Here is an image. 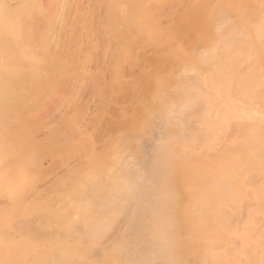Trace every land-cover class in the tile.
Returning a JSON list of instances; mask_svg holds the SVG:
<instances>
[{"label": "rangeland", "instance_id": "374dc122", "mask_svg": "<svg viewBox=\"0 0 264 264\" xmlns=\"http://www.w3.org/2000/svg\"><path fill=\"white\" fill-rule=\"evenodd\" d=\"M130 1L131 3H127V0H29V9L27 10V12L31 14V17L29 18L30 16L29 14V16L27 17V21H24L23 25H26L27 27L28 26L27 24L29 23V26H33L35 22L36 24L39 22L40 24H38L39 25L38 27H40L39 28L40 30L37 27V30L39 31L36 32L37 31L36 30L34 34L41 32L43 33L42 36L45 39L41 37L43 38L42 39L43 41L39 40V42H37V47L35 48L36 52H33L32 54V56L34 54L35 56H33L32 59L30 60L31 61L30 63H32L33 66L37 64L34 67L35 70L39 69L38 72H36L34 71V68H32L36 76L34 75L32 76V78L33 77L34 78L30 81V83L32 81H34V83L32 82L30 84L31 88H33L32 85L36 83L35 85H33L34 89L37 86L38 89L42 88V91L38 90L37 88H36L37 91L34 89H32L33 90L32 91L30 89L29 93L27 95L25 94V96H24V92L27 93L30 88V85H28L27 83L29 82L31 77H25V75H23L24 76L23 77L22 74L23 73L25 74V72L21 71L23 73H20V74L19 72H20V69L21 70L24 69L26 72L28 69L31 70L30 66L32 65L31 64L27 65L28 67H30L27 69L26 64L28 63H25V65H23L24 62H22V61H26L24 57L25 55H27V53L25 54L23 51L24 53L23 57L20 55V53H17L16 55L14 52L15 50L12 49V39L7 36L1 37L2 35L0 34V82H1L0 92L6 93V97L4 99L2 98L0 99V264H8V262L9 264H13L14 261H21L24 259L28 261V264H42L46 256L47 257L49 256V258L52 259V255L58 254V252L57 253L55 252H56V248L58 250L59 248L58 245L60 243H65L68 245L73 244L72 240H71V243L69 240L72 238H74L75 240V237L70 236L72 233H76L77 235H79V237H77L78 240L79 238L80 239L85 238V236L90 237L92 232L94 234V231L95 230L97 231V229H95L88 235V233L86 232L88 230H85L86 223L84 227L83 223L81 222H84L85 220H88V221L94 220L92 217L93 214L96 215L99 213L100 214L105 213L104 214L105 216H103L102 214H101L102 216L97 215L99 218H102V221L104 222H101L99 224L98 223L99 218H97L96 220L98 221L97 222L98 224L96 223V225L103 224V228L105 226L103 230L104 231L103 234L101 231H99L100 236L98 234L99 239H101L104 242L103 243H101L102 241L95 242L96 240L95 241L92 240L94 239L92 236L91 237L92 239L89 238V240L86 237V239L88 240V242L86 241L87 243L86 245L82 244L81 240L79 244H82V246H80L79 244H75L76 246L78 245V247L79 246L82 247V251L85 248L84 251H86V254L90 252L88 256L93 255L92 253L95 251L94 258L92 256H90V258L88 257L86 258L85 256L87 255L81 254L84 251L80 252L81 248L77 247V252H78L77 255H80V258L83 259V262L88 261L89 264H94V263L96 264L97 257L95 256L99 255L101 259H103L102 257L104 256V254H105L104 258L106 260H104V262L103 260H101L103 263H100L101 261L100 259H98L99 263L97 264H115L116 260H117L116 264H224L225 260H222V259H225V258H222V257L217 258L218 262H216L217 260L211 259L212 255L210 253H213V252L220 253L223 249L229 252V249L232 246L233 247L235 246L239 249L241 247V243L240 241L238 243V240H237L238 236H236V234L234 233L235 231H238L240 235L242 232V234H244L246 238L249 237L251 241L250 243H252V245L250 243H249L250 245L248 244L249 247L247 246L245 248L242 247L244 250V253L242 252L243 256L241 254L242 257H240L241 260L243 261L241 263L245 264L247 262L246 264H264V256H262V254L264 253L263 252L264 251L263 217L261 218L260 215L256 216L255 218L256 222H254L255 229L253 228L254 230L252 229L247 230L248 228L246 229L241 228V224L244 225L248 221V216H249L250 211H253L256 208H258L262 204V201L257 204L252 198H249V200L245 198L237 200L235 197H233L231 199L233 200L234 203L229 202L228 206L225 204L219 205L217 203V206L213 205L211 207L208 204L209 206L206 207L207 204L204 203L206 200L218 202L219 198L218 196H216V194H205L204 193L202 195V193L197 190V186L199 185L198 182L186 181L187 182L186 183L185 181H180V183H176V184L182 185L184 187L186 186L188 187L190 185L191 191L187 192V190L185 191L183 189L181 190L179 189L177 190V192L175 191L176 193H178L179 191L177 195H174L176 194L175 192L174 193L171 192L172 194L171 193L169 194L170 192L169 191L167 193L163 192L164 195L159 196V194L156 195L153 192H149V191L143 192L142 190H139V188L138 189L134 187L132 188L133 185L135 186L138 184L140 186V181L139 180H138L139 182L136 181L138 177H136L135 174H133L134 171L132 172V174L136 177V180L133 178L134 176L132 174H131L132 180H130V178L127 177L129 179L128 181L129 185L127 184L129 186L127 187L129 188V190L125 187H124L125 188L124 190L123 186H126L125 182L124 180L123 182L122 180H120V179H125V176L124 177L122 176L124 174L119 175L120 181L118 180L115 186L114 184L115 181H113L111 185L110 181L112 180L110 179L112 178L116 179V177H118L117 173L119 172V170H117L118 172H116L115 176H112L113 174H109L108 171H113V169L115 170V168H111L112 170H109L108 168V171H105V169L107 168L102 169L106 167L107 162H108L107 167H109L110 164H111L110 167H112V162H113V167H114V164L116 163L115 165L125 168L124 166L127 165V163L129 162L124 161L126 162V164H123V160H131L133 161L134 165H132V167L130 168L134 169L133 168L134 166L135 167L134 170H136L137 166H140L138 165V163L140 164L142 162V159L140 162L139 160H136V158H141L143 156L146 157V155L152 154L151 150H148L150 148L152 149V147L149 148L148 142H147V145L145 143L147 139L148 141L150 139L148 138L149 133H150L147 130L148 128L145 129V131L149 132L147 138H144L147 135V133L146 132L143 133V129L145 128V126L148 127V124H147L148 121L146 122V125L144 124L145 121H143V119L145 120L147 119V117H145L146 115L144 116L143 113L139 115V112L141 113V109H140L141 106L144 104L145 105L144 107L148 108L149 104L146 102L145 94L138 95L137 90H139V93H140V90H141V93H144L140 86L142 84L144 85L148 84L150 74L152 76H156V75L162 76V73H163V76H164L163 70L164 71L167 70V67L165 69V66H167L166 64L167 62H170L168 63L170 67L175 66V68H177L178 65L180 64V63L179 64L177 63L175 65L174 63L173 65V63H171L172 62L171 57L169 56L170 54H167L168 56L167 55L165 56V58L166 57H168V59L170 58L166 63H163L161 60H156V59L155 61L151 62L152 57L149 58L150 52H152L153 48L155 49V46L162 45L163 47L167 45L166 39L165 40L163 39L165 36L169 35L167 38L168 39L172 38L170 37L171 33L169 32V26L171 25L169 24L170 16H168L169 14H167V11L168 12L170 11V7L171 9L173 8L172 7L173 5H170L172 0H170V4H168L169 3L168 1H167L168 2L167 4L164 3L163 5L165 6H163L160 10L162 12L165 9L166 13L162 12L164 13L162 14L160 12L161 15L157 13L156 17H158V19L155 17L156 20H161L164 18L166 22H164V20L163 21L161 20V22L162 23L164 22L167 26L169 25L168 28L166 25L164 26L166 27V29L163 32L164 33L167 32L166 33L167 35H164L162 31L160 32L159 29H157V25L159 26L160 24V26L162 27L164 23L157 24L156 20L153 18L152 20H155L156 23L152 21V23L155 24V25L153 24L152 25L153 27L155 26L156 28L154 27L151 30V32L152 31L154 32L150 35L153 36V42L157 41L156 38L159 35L158 34V31H159L160 38L158 37L157 42L151 43L152 36L149 37V39L144 42L146 44L145 45L146 47L143 45L144 43L142 44L140 41H137L136 39L135 41H137V43L129 41L132 38L134 39V37L137 38L136 32H138L139 27L141 28V23L135 24L137 22L136 21L137 12H135L136 10H134L136 8L135 7L136 1L135 0H130ZM166 5H168L169 8H166L167 7ZM128 14H130L129 17L131 16L133 17L131 18V21H130L132 25L129 22L130 19L129 20L127 19L129 17L126 18ZM158 14L162 18L159 17ZM163 15H166V16L163 17ZM4 18H6V16L4 17L0 16V28H3L4 26L7 25L6 21L1 20ZM28 18L31 20H28ZM39 19H42V21L41 20L39 21ZM126 19L128 22L126 21ZM43 24H44V27L42 26L41 28L40 25H43ZM26 27L24 26L23 28L27 30ZM33 30L31 28L27 31L30 34L31 31L32 33L34 32ZM23 32H24V29H21L19 35L21 34L22 36H24L25 33L23 34ZM41 33L39 34L41 35ZM176 33L178 34V31H176ZM29 34L27 33V35ZM153 34H155V36ZM161 34H163V37L161 36ZM22 36H20L19 39H21ZM35 38L36 37H34V39ZM128 38L130 39L128 40ZM185 38L188 41H190V38L188 39V37L182 36V40L184 39L183 43L184 42L186 43V44L184 43V45H188L189 42H186ZM137 39L139 40V38ZM168 39H167V42H170L168 44L169 45L171 43L173 44L170 46V49L167 47L166 48L167 50L168 49L171 50L174 47L175 43L173 42L174 41L173 39H172V42L169 41ZM21 40H23V38ZM127 40L131 42V44L133 43L134 45L136 44L138 45H136V48L134 45L127 46L129 42L126 45L124 44L125 42H127ZM198 40L200 42H198ZM198 40L197 42L199 44L198 43L196 44L195 49L203 46V43L201 42L202 40L200 38ZM141 41H144V40H141ZM162 41H165V42H162ZM32 42L30 44H32V46L34 45L35 47L36 40L35 42L34 40ZM121 42L125 45L124 47V45L122 44L123 48L126 49V47L129 48L130 46L131 48V49L129 48L130 51L133 50L134 52L136 51L135 49H137V51H140V52L137 53L136 51L134 53L133 52L130 53L129 50L126 51L124 49L123 54H122L121 53L122 46H120ZM165 43L166 45H164ZM28 47H31V45H29ZM143 47L145 49L147 48V50L143 51L142 53V49L144 50ZM31 50L34 51V48ZM199 50L201 51V49ZM199 50H197V52ZM147 51L149 53H147ZM127 52L129 53V55H127V57L125 58L124 56H125V53ZM135 53L136 54L140 53L139 57ZM131 54L132 55L134 54V55L132 56ZM136 57L140 58L141 60L143 59V60L139 62L140 59H137ZM133 59L134 60L136 59L135 61L137 62L134 63L135 61ZM147 59L148 60L150 59V61H148V64L146 63ZM143 61L145 62L144 64H143ZM156 61H158L159 63ZM153 63L155 64L153 65V67L154 68L156 67L157 71L154 68H151ZM146 64L147 66L145 67ZM159 64L161 66L165 64V66L162 68V67H159L160 66ZM40 66L42 67L40 68ZM179 66H182V65H179ZM140 68L145 69V70H141ZM175 68L174 67L172 68L171 73H173L172 71L174 70L178 71L179 73V70L181 69V67L178 68L179 70H176ZM147 69L148 70L151 69L150 70L151 72L155 70L154 73L156 74L151 73ZM161 69H162L161 71L162 73L159 74L158 72H160ZM140 70L144 71L143 73L145 74L148 72V77H145L144 79L143 77L144 74L138 75ZM175 71H174V74H177V72ZM182 71L183 70H181L180 73ZM28 72H31V74H33L32 70L31 71L28 70ZM180 73L177 74L176 76L180 77ZM37 75H38V79H39V76L42 79L48 76L46 77V79H43V81L44 82L46 80L50 81L49 86H47L48 82L47 83L45 82L46 88H44L45 86H44V82H42V79H39V80L41 81V84L43 83L42 84L43 87H41L42 86L41 84L39 86L37 83H39L40 81L38 79L37 80L39 82L35 80V77L37 78ZM135 75H138V76L135 77ZM182 75L183 74H181V76ZM21 76L23 78V81L28 80V82H26V85L24 83L25 87L20 86L22 89H24V91H21L22 89L18 87L17 90L19 89V91L17 92L15 88L16 86H19L21 83H18L16 81L22 82L21 85H23V81L20 80ZM15 77L18 80H16ZM18 77H20V79ZM25 78L27 79L25 80ZM146 78H148V80ZM134 79L136 82L134 81ZM111 81H113L114 84ZM141 81L143 83L139 85ZM146 81L147 83L145 84ZM12 83L13 84L15 83V84L12 85ZM135 84L137 85L136 89H134L136 86ZM167 84L169 87H172V82L170 83L169 81ZM26 86H29L27 87L28 89H25ZM168 86H167L168 89L166 91L167 95L169 93ZM150 88H153L155 90L154 87H150ZM153 89L151 92L149 89V92L153 93L154 92ZM171 90H173V88ZM171 90H169L170 95L173 92ZM31 91L33 92V94L35 93L34 95L36 96L35 99L33 100L30 99L31 96L29 95ZM14 92H17V94L20 95V97L18 95L16 96L15 95L16 93ZM19 92L20 93L23 92V94L22 93L19 94ZM7 94L10 97H7L8 96ZM13 95L16 97L15 99ZM111 95L115 97L112 98ZM140 95L141 96L144 95V96L141 97ZM21 96H23L24 98ZM26 96H29V97L27 98ZM140 100H145L144 101L145 103L140 102ZM137 103L138 104L141 103V104L138 105ZM133 104L138 107L135 108ZM129 106H130V109L128 108ZM136 109L138 110V113ZM146 112H150V110H147ZM125 113H127L130 117L127 114L125 117ZM131 113H133L134 117H132L133 115ZM122 114L125 119L123 118V116H120ZM150 117L152 121L153 119H155L158 122L157 118L153 117L152 114L150 115ZM135 118L138 119L139 121L142 120V122H144L142 123L144 124L143 128H141L142 125L139 126V124H137L139 122H136L138 120L135 121ZM155 120L153 122L155 123L156 127L158 125V128H159L160 127L159 125L161 124H159L160 122L159 123L155 122ZM123 121L125 123H123ZM132 122L134 124H132ZM128 124H130L131 126L130 125L128 126ZM151 127L153 128V130L158 129V128L154 129L153 124L151 125ZM124 130H126L127 132L126 134H124L125 133ZM136 130L138 132L140 131L142 132L138 133ZM157 131L155 130L154 133L152 131L150 136H153V134L154 136L156 135L157 137L158 135L162 136V134L158 133L160 131L158 132ZM134 132L135 133L137 132L138 134L142 133L141 135H144V136H140V137H142L143 140L146 139V141L145 140L141 141V138L139 139L140 140L139 141L138 140L139 136L134 134ZM154 136L153 138H156V136L155 137ZM108 137L111 139H109ZM153 138L151 139L156 140ZM108 141H111L110 145L108 144ZM139 142H141V147L145 148L144 149L145 151L143 153H146L147 151H149L150 153L148 154L146 153L145 155L141 153L143 155L141 157H140L141 154L138 156L137 154L140 153L139 152L140 149H137L138 147L137 144ZM105 143L108 145H105ZM113 143L116 144L117 147L116 145L113 146L114 145ZM103 145L104 147H106L105 150H104V147H102ZM111 145L115 148H112ZM144 145H146L147 148L146 146L144 147ZM139 146H140V143H139ZM107 148L110 151V153L107 150ZM110 148H112L113 150H119L118 152L115 153V155H117L119 159L121 158L120 160L116 156H115L116 158L113 161L105 157V156L110 157L112 156V154H114V153H111ZM113 150L112 152H115ZM90 153L92 155H90ZM145 157H143L144 160L141 163V166H140L141 169H144V166L142 164L146 165V163H148V162H145ZM149 157L151 158V155ZM149 157H147V160H149L148 159ZM113 158H114V155H113ZM81 162H84V163H81ZM131 163L132 162H130L129 165ZM86 165L90 167L92 171H89L90 168L86 167ZM84 166H85V169H84ZM78 167L84 171L89 169L88 171L90 173L95 172L96 175H94V173H91L93 174L92 179L94 177L101 176L102 177V178L100 177L101 182L105 180V183H106V181H108V179L106 178L108 177L109 178L108 183L111 186H113L112 189L110 188L111 186L109 187L110 189L108 193L106 191V196L108 195L107 197L102 196L100 200L98 196H101V195L97 196V199L101 201L99 202V204L100 203L103 204L102 199L104 198L105 208L103 207V205L100 204L102 206V210H103L102 212L100 211L101 209H99L101 208V206H99L98 208L99 211L96 210V207H98L94 203L96 200V197L94 198L92 197V199H95L94 202H92L93 200L92 201L90 200L93 194L88 193L90 195L89 196L90 199L88 200L87 198L88 195L86 196V193L89 192L90 190H87L85 187L82 188V190L84 191L87 190L84 194L86 197L83 196V194H81L83 197L82 196H78V197H80V199L82 198L83 201L85 197L87 202L82 201L85 204L88 203V201H90L89 202L90 208H87V206H89L88 204L87 206L83 205L82 207L80 205H77V206L78 207L80 206L81 209L83 208L84 209L83 211L85 210L91 211V209H93L94 212L91 211L93 214L87 211L88 214L90 213V218L88 217L89 219L86 217L88 215L87 212H85L87 215L83 219L85 214L82 215L83 214L82 212L77 211V212H80L79 214L81 215V217L83 216L82 218H80V215L77 212L73 213L70 208V206L74 208L76 206L75 203H74L75 206L69 203L72 200L71 199L72 196L69 195V192H72L70 188L72 189V185L74 187L75 185H78L81 182V179H82V184H83V180H84L83 178L84 176L83 177L80 176L84 174L83 173L84 171L80 173V169H78ZM76 170L79 172V174L77 173L75 174H77L80 177L74 174ZM99 170L100 171L102 170V172L99 173L100 172ZM72 171L74 172L71 173ZM88 171H85V173ZM124 171L126 172V170ZM67 172H68V175L69 174L71 175L70 177L67 175ZM87 174H84V175L87 176ZM68 177L72 178V181L68 180L67 179ZM74 177L78 178L77 181H76V178L74 180ZM63 178H65L66 181L68 180L67 182L69 183L68 184L69 186L67 185L66 182L64 183L65 180ZM88 178L90 177H87V180H86L87 183L90 182L88 181ZM94 179L96 180V178ZM140 179L142 180V178ZM86 181H84V184ZM97 181H95V185L97 184L98 187L101 189L107 187L108 185L107 184L106 186H104L105 185L104 183H103L104 185H102L101 182L99 183V181L98 182ZM59 182L60 184H58ZM145 182L146 181H144V183ZM170 182L169 180L168 182H165V180H163V183L165 184V186L173 185L174 181L170 180ZM90 183H92V181ZM142 183L143 182H141V184ZM157 183L153 185H158ZM62 184H65L63 186H67V190L65 187H63L65 188V190H63V188L61 189ZM82 184L80 183V187ZM161 184H162V181H161ZM204 184L208 185V183H204ZM130 185H132L131 186L132 189L130 188ZM88 186L90 188L91 185H88ZM77 187L78 186H76V188ZM93 187L95 186H91V188ZM163 189H165V191L171 190V188L170 189L163 188ZM192 189H195V190L193 191ZM79 190H77V192ZM102 191L103 190H101L100 192L101 194L103 193ZM77 192L75 190L74 193L77 194ZM90 192H92V190ZM74 193H72V195ZM63 194L66 196V199H64L65 197H62L64 196ZM78 194L80 195L79 192ZM102 195H105V193ZM203 198H204V202H203L204 204L202 206L201 200L203 201ZM62 200L63 202L65 200V204H63ZM77 200L79 201L78 198ZM74 201L77 203L76 199L73 200L72 202ZM82 202L81 203L79 202V203L82 205L83 204ZM176 202L180 204L179 207ZM68 203L70 206H68ZM153 203H156L158 205L166 204V207L168 203H170L171 206H173L172 203L173 204L175 203L177 208L174 205L175 208L172 207L170 208V210H167V208L164 209L165 206H163L162 210L160 209V211H157L153 214H152V211L149 214L148 213L146 214V212L144 213L142 209L144 207L143 205H147V204L152 205ZM185 203H187L189 206L194 204L193 206H195V209H196L195 212L193 213L189 212L190 214L188 215L185 214L186 216H184L183 212L186 211L188 208L193 207V206L188 207L187 205V207L184 208L183 204L185 205ZM66 204L68 206L67 208H70V209L64 210V208H66L65 207ZM78 207H76V210H79ZM169 207L170 206H168V209ZM199 207H201L202 210H199ZM202 207L203 208L205 207L204 210ZM74 208L72 209L74 210ZM209 208H211V210H209ZM196 211L198 213H196ZM73 214L75 215L76 219L74 218L75 220H73V222L70 221V223L75 224V222L78 221L80 222L79 224H82V226L81 225H80L81 227L78 226L79 227L78 230L77 228L71 229V227L73 226L71 224L69 226L70 228H67L68 229L67 230L64 227L65 225L66 227H68L67 225L69 223L66 224L65 222L69 221L70 218H73L74 217ZM158 214H160V216L165 217V220L162 219L163 217L161 218V221H165V223L163 222L164 225L163 223L161 224L163 226L161 228L162 233H160L159 231V233L161 234L160 236L157 233H156L157 235H155L152 229L153 226L152 227L150 226L154 222L155 224H157L156 218L157 217L158 219L160 218ZM201 215L205 218H211V221L217 220L219 223H222V229H218V227H216L215 225H212L211 223L207 224L206 228L208 231H212L214 235L219 234L221 236V233L224 234V236H221L223 242H219L217 239L214 240L213 238L211 240L202 239L198 235L199 234L198 229L196 230L198 232H195L194 230L193 232L191 230L190 226L192 223L194 224V226L192 225V227L195 228L196 225H198V222L202 220ZM76 216L78 217V219ZM196 216H200L199 218L200 220H198ZM166 218L167 219L171 218L170 222L171 220L173 221L175 220L176 224L177 223L179 224V220H180L183 225H181L180 223L179 224L180 226H178V224L175 225L174 224L175 222H174L173 223V225L175 226L174 228H172L173 225L168 227L169 219L167 220ZM182 218L183 220L185 219L184 221L186 222L182 221ZM62 219L64 220V223H62ZM95 219H96V216H95ZM78 222L76 223V226L79 225ZM91 223L92 221L90 223L88 222L87 226L88 224L91 225ZM93 224L95 225V222ZM165 224L167 225L166 228H164ZM143 225H146L147 228L146 226H145V229L141 228L143 227ZM73 227L75 228V225ZM82 227H84V229H82ZM88 227L87 229L90 228ZM59 228L61 230L66 229L64 233L69 232L70 234L69 239L67 237L68 235H66V238H65V236L62 235L63 232L61 231H60L61 235L57 234L59 232L58 230ZM99 228L101 230L102 225L101 227L99 226ZM187 228L189 229V231L191 230V233L187 231ZM80 229H82V231L85 230L86 233L81 232ZM90 230H92V228ZM96 233L97 232H95V234ZM187 233H189V235ZM57 235L58 237H60L58 238V240H57ZM61 236L64 238H62ZM187 236L188 238H186ZM96 237H97V234H96ZM100 237H104V238H100ZM254 237L256 240H253ZM176 238H178L179 240ZM191 238H193L194 240ZM62 239L64 242L62 241ZM169 239L175 242V245L177 243L178 244L175 246L174 243L172 244V241H170ZM107 240L110 242L111 245L113 243V245L110 248H109L110 244L108 243ZM163 240H166V242H163ZM204 240H206L208 243H206V241ZM170 242H171V245H170ZM107 243L109 246L106 245ZM89 244H91L92 248H89L88 249L89 252H87L86 247L87 248L90 247L88 246ZM257 244H258V247H257ZM113 246H115L117 251L115 250V248H113V250L119 253H116L114 255L115 252H113L112 250ZM102 247H104V249L109 248L107 252L108 251L110 252V253L108 252L110 256L108 255L106 251L102 250L103 249ZM210 247L212 249L211 252H209ZM93 248L95 249L98 248L99 250L98 249L93 250ZM205 248L207 249V252L203 253L202 251L203 249L205 250ZM246 248L248 249V251L245 252ZM100 249L104 251L105 253L100 251ZM96 251L97 252L99 251L97 255H96ZM250 251L251 252L255 251V252L254 253L252 252L253 254H251ZM101 252L103 253L102 256H101ZM112 252H113L114 258L111 259ZM255 254H257V256H255ZM71 257H74V256H71ZM230 257L231 258L229 259L226 258L228 262L233 261V260H230L232 259V256ZM53 259L55 261V259L57 260L58 257L54 256ZM93 259L94 260L96 259L95 260L96 262ZM72 260H76V259L72 258ZM44 261L46 262L47 260H44ZM48 261L51 264V260L49 259ZM83 262L82 264H85V262L84 263ZM49 263L47 262L46 264H49ZM80 263L76 262V264H80ZM88 263L86 262V264Z\"/></svg>", "mask_w": 264, "mask_h": 264}, {"label": "bare ground", "instance_id": "6f19581e", "mask_svg": "<svg viewBox=\"0 0 264 264\" xmlns=\"http://www.w3.org/2000/svg\"><path fill=\"white\" fill-rule=\"evenodd\" d=\"M135 1H136V6H135L136 8L134 10H136L135 12H137L136 13L137 14V17H136L137 22L135 24L141 23V28L139 27L138 32H136L135 30L134 31L137 33L136 36H137V38H139V40L135 37H134V39L132 38L131 40H129L131 38L130 37V38H128V40L131 42H136V43H137V41H140L143 44L146 40L149 39V37L152 36L150 34H152L154 32V31L151 32V30L155 27V26L153 27V25H155V24L152 23V21L155 22L156 18L158 19V17H156L157 13H159L160 15L162 12L166 13L165 9L162 12L160 10L163 6H165V5H163L164 3L167 4L169 2L168 4H170V0H135ZM172 2H173V4H172ZM127 3H131V1L127 0ZM126 5H128V4H126ZM170 5H173L172 6L173 8L171 9V7H170V11L169 12L167 11V14H169L168 16H170V22L169 21L168 22L171 25L170 26L168 25V26H169V32L171 33L170 37H172V38L168 39L167 37L169 35L165 36L166 38L165 37L163 38L164 40L166 39V43L169 47L166 45V43L164 44L166 46H163V47H162V45L155 46V49L153 48L152 52H150L149 58L152 57L151 62L155 61V59H156V60H161L163 63H166L170 58L169 59H168V57L165 58V56L167 54H170L169 56L171 57V61H172L171 63H173V65H174V63H175V65L177 63L178 64L180 63L179 65H182V66L178 65V67L176 66L177 68H175V66H173V67L176 70H179L178 68L181 67V69L179 70V73L181 70H183V71L180 73V77L176 76L177 74H179L178 71H175L173 69L175 72H177V74H174V71H172L173 73H171V70L173 67H170L168 65V63H170V62H167L166 63L167 66H165V64L163 66H161L160 64H159L160 66L158 65L159 67H162V68L165 66V69L167 67L166 71L163 70L164 76H163V73L161 72L162 71V69H161L160 72H158V73L159 74L162 73V76L161 75L152 76L150 74L149 81H148L149 85L146 84L147 81L145 82L146 85H144V84L141 85V83H143L141 81L139 83V85H141L140 87L144 93H141V90H140V93H139V90H137V92H138V95L139 94H141V95L145 94L146 102L149 104V107L146 108V107H144L145 105L143 104L140 108L141 113L139 112V115L143 113L144 116L146 115L145 117H147V119H145V120L143 119V121H145V123L142 122V120L139 121L138 119L135 118V121L138 120L136 122H139L137 124H139V126L142 125L141 128H143L144 124L146 125V122L148 121V123H147L148 127L145 126V128L143 129V133L144 132L147 133V135L144 138H147L149 132H150L149 133V136H150L152 131L154 133L155 130L160 131V132H158V131L157 132L159 134H162V136L158 135V137H157L155 135L156 138H153V136H154V134H153V136H150V137L148 136V138H150V139L153 138L156 140H152V139L150 140L149 139V141H148V139H147V141H146V139H144L146 141L145 142L146 145L148 142L149 148L152 147V149L151 148L148 149V150H151V153H152V154H150L151 158L149 157L150 155L148 154V153H150L149 151L146 152L149 156L148 155H146V157L143 156V157H145V162H148V163H146V165L142 164L144 166V169L140 168L141 163L144 160V158L141 156L143 154L144 155L146 154V153H143L145 151L144 150L145 148L141 147V142H139L140 146H139V143L137 144V146H138L137 149H140V151H139L140 153H138L137 155L139 156L141 153H143V154L140 155L141 158H136V160H139L141 162V159H142V162L140 164L138 163V165H140V166L135 165V166H137V169L139 167L140 170L139 169L138 170L136 169L137 171L134 170L135 169L134 166H133L134 169L130 168V167H132V165H134L133 161H131V160H123V164H126L127 161L129 163L130 162L133 163V164L131 163L130 165H129V163H127V165H125V166L123 165L126 169L115 165L116 163L114 164V167H113L112 161L116 157H118L117 155H115V153L119 151V150H113L112 149V148H115V147H113L116 145L114 143H113L114 144L113 146L111 145L112 148H110L111 153H114V154H112V156H110V157L105 156L106 158L112 160V161L110 160L112 162V167H110L111 164L109 167H107V165H108V162H107L106 167H104L102 169L107 168V169H105V171H108V168H109V170H112L111 168H115V170L113 169V171H108L109 174H113L112 176H115L116 172H118L117 170H119V172L117 173L118 177H116V179H113L111 176L112 179H110V180H112V181H110L111 185H112L113 181H115L114 182L115 186H116L118 180L120 179L119 175L124 174L122 176L123 177L125 176L126 180L120 179V180H122V182H123V180L125 182L126 186H123L124 190H125V188L129 187L128 186L129 185L128 184L129 183L128 178H130V180H132L131 174L134 171L133 174H135V176L138 177V179L136 180V177L132 174L134 176L133 178L136 181H138V180L140 181V186L138 184L135 186L130 185V188L132 186V188L133 187L137 188V189L139 188V190H142L143 192H148V191L153 192L156 195L159 194V196H163L164 195L163 192L167 193L170 191L169 192V194H170L171 192H173V193L175 191L177 192V190H179V189L180 190L183 189L185 191L187 190V192H190L191 191L190 185L188 187L186 186L187 187L186 188L182 185L176 184V183H180V181L198 182L199 185L197 186V190L200 191L202 193V195L204 193L205 194H216V196H218V198H219L218 202L208 201V200H206L204 202V198H203V201L201 200V202H202L201 205L203 206V204L206 203L207 204V205L205 204L206 207H208L209 205L211 207L213 205L217 206V203L219 205L225 204L228 206L229 202L234 203L233 200L231 199L233 197H235L237 200H240L243 198L249 200V198H252L257 204L262 201V204L258 208H256L253 211H250L249 216H248V221L244 225L241 224V228H243V229L248 228L247 230H251V229L254 230L255 229V227H254L255 223L254 222H256L255 218L257 215H260L261 218L263 217V221H264V0H172ZM166 6H167L166 8H169L168 5H166ZM28 9H29V0H0V16H2V17L6 16V18L1 19V20L6 21V24H7L3 28H0V34L2 35L1 37L7 36V37L12 39V49L15 50V51L14 50L13 51L15 52L16 55H17V53H20V55L23 57L24 53L25 54L27 53V55H25V57H24L27 62L22 61V62H24L23 65H25V63H28V64H26V66L30 65V64L33 66V64L30 63L31 62L30 60L32 59L33 56H35V54L33 56H32V54H33V52H36L35 48L37 47V42H39V40L43 41L42 39L44 37L42 36L43 33H41V32H39V33H41V35L39 33L34 34L35 31L37 30V27L39 26L38 24H40L39 22L37 24L35 22V24L33 25V26L36 25L35 27L29 26V23L27 24L28 25L27 27H26V25H23L24 21H27V17L30 14L27 12ZM128 13H129V11H128ZM159 14H158V16L161 17ZM162 14H164V13H162ZM129 16H130V14H128V16H126V18ZM165 16L166 15H163V17H165ZM30 17H31V14H30L29 18ZM29 18H28V20H31ZM131 18H133V17L131 16V17L127 18L128 20L130 19L129 22L131 21ZM153 18L155 20H152ZM127 19H126V21H127ZM40 20L42 21V19H39V21ZM161 20L163 21L164 18ZM161 20H156L157 24L162 23ZM164 22H166V21L164 20ZM30 24H31V22H30ZM131 25H132V23H131ZM165 25L166 24L164 23V25L162 26L163 28H162L159 24V26L157 25V29H159L160 32L161 31L163 32L166 29V27H164ZM24 26L26 27L27 30H29L31 28L33 30V28H34V30H33L34 32L32 33V31H31V33H30L32 35H30L29 32L27 30H25V28H23ZM40 26L42 28V26L44 27V24L40 25ZM129 26H130V24H129ZM168 26H167V28H168ZM39 28L40 27H38V29ZM136 28H138V27H136ZM177 28H178V30H177ZM21 29H24L23 34L25 33V35H24L25 38L21 34L19 35ZM39 30H37L36 32H38ZM25 31L29 35H27V33ZM159 31H158V34L160 35ZM176 31H178V34L176 33ZM166 33H164V35H167ZM158 34H156V35H158ZM35 35H37V36H35ZM153 35L155 36V34H153ZM159 35H158V37H159ZM20 36H22L23 40H21L22 38L19 39ZM161 36L163 37V34H161ZM182 36L188 37V39L190 38V41H188L185 38L186 42H189L188 45H184L185 42L183 43L184 39L182 40ZM34 37H36V38L34 39ZM41 37H43V38H41ZM158 37L157 38L155 37L157 41H158ZM162 37H161V39H162ZM199 38L202 40L201 42L203 43V46H201L199 48L196 47L197 49H195L196 44L198 42H200L198 40ZM37 39H38V41H37ZM135 39L137 41H135ZM151 39H152L151 43L157 42V41L153 42V36ZM167 39L171 42H172V39L174 40L173 42L175 43V45L171 50H169V49L173 43H171L169 45L168 43H170V42H167ZM33 40H34V42L36 40V46L35 47H34V45L32 46V44H30ZM128 40L125 43L123 41L122 42L126 45L129 42ZM141 40H144V41H141ZM197 40H198V42H197ZM122 42H121L120 46H122L121 53L123 54V51L125 48H123L124 44ZM131 42H129V44H127V46L128 45H130V46L134 45L133 43L131 44ZM162 42H165V41H162ZM27 45L28 46L31 45L32 48L28 47ZM125 45H124V47H125ZM136 45H138V44H136ZM136 45H134L135 48H136ZM143 45L145 46L146 44L144 43ZM200 45H201V43H200ZM130 46H129V48H130ZM166 47L169 49L167 50ZM30 48L31 49L34 48V51H32ZM129 48L126 47L125 50L130 51L131 48L130 49ZM148 48H149V46H148ZM29 49H30V51H29ZM140 49H138V50H140ZM150 49H151V47H150ZM199 49H201V51ZM135 50L137 51V49H135ZM146 50H147V48L146 49L144 48V50L142 49V53H143V51H146ZM197 50H199V51L197 52ZM23 51H24V53H23ZM31 51H32V53H31ZM136 51H134V52H136ZM131 52H133V50L130 51V53ZM138 52H140V51H137V53ZM127 53H125V56L124 55H122V56H124L126 58L127 55H129V53L128 54ZM142 53H141V55H142ZM147 53H149V52L147 51ZM147 53H145V54H147ZM136 55H138V57H139L140 53L136 54ZM142 57H143V55H142ZM144 57H146V56H144ZM137 59H140V58H137ZM164 59H166V60H164ZM142 60L140 59L139 62H141ZM148 61H150V59L149 60L147 59V62H146L147 64H148ZM136 62L137 61H135L134 63H136ZM156 62H158V61H156ZM144 63L145 62L143 61V64ZM158 63H156V64H158ZM147 64L145 65V67L147 66ZM35 65H37V64H35ZM35 65L33 67L30 66L33 74H31V72H28V70L31 71L30 69H28V68H30L28 66H27V69H28L27 72L24 69L21 70L20 69L21 67L19 68L20 69L19 74L23 73L21 71H24L25 74L23 73L22 76L25 75V77H31V79L28 82V80L23 81L22 76H21V79H20V77H18L21 81H23V85H21L22 82L16 81L18 83H21L19 86H16V88H15L16 90L18 87L21 88L20 86L25 87L26 82H28L27 83L28 85H30L32 82L34 83V81H32L30 83V81L34 78V77L32 78L33 75L36 76L34 74L35 72H33V69H32L35 67ZM153 65H155V64L153 63L151 68H154ZM170 65H172V64H170ZM134 66H136V65H134ZM140 66H141V64H140ZM41 67L42 66H40V68ZM154 69L156 70L157 68L155 67ZM38 70H35V68H34V71L38 72ZM141 70H145V69H141ZM141 70L138 73V75L144 74V76H143L144 79H145V77H148V72L146 71L147 73L145 74V73H143L144 71H141ZM150 70L151 69H149L148 71H150ZM155 70L154 71L152 70L153 72H151V71L150 72L154 73ZM17 71H19V70H17ZM17 73H16V75H17ZM154 74H156V73H154ZM181 74H183V75L181 76ZM138 75H135V77ZM46 77H48V76H46ZM46 77L43 79H46ZM26 79L27 78H25V80ZM37 79H38V75H37V78L35 77V80H37ZM39 79H42V78H40V76H39ZM43 79H42V82H44ZM146 79L148 80V78H146ZM16 80H18V79L16 78ZM134 81H135V79H134ZM169 81H170V83L172 82V87L168 86L167 83ZM45 82L46 83L48 82L47 86H49L50 81L46 80ZM45 82H44V86H45ZM111 82L114 84L113 81H111ZM24 83H25V85H24ZM14 84L12 83V85H14ZM35 84H33V85H35ZM37 84L40 86L41 81ZM33 85H32L33 88H31V85H30V88H29L27 93L24 92V96H25V94L27 95L29 93L30 89L31 90L34 89ZM167 86L169 87V90H171L173 88V90H171V91H173L171 93V95H170L169 90H168L169 93L167 95V92H166L168 89ZM27 87H29V86H26L25 89H28ZM41 87H43V85ZM41 87H39V88H41ZM136 87H137V85L135 86L134 89H136ZM150 87H154L155 90L153 88H150ZM36 88H37V86H36ZM36 88L34 90H36ZM44 88H46V86ZM149 89H150V92L152 91V89L154 92L150 93ZM38 90L42 91V88L38 89ZM18 91H19V89L17 90V92ZM21 91H24V89H22ZM32 91L29 94L31 96L30 97L31 100L35 99V97H36L34 95L35 93L33 94ZM17 92H14V93H16L15 94L16 96L18 95ZM21 93L23 94V92H21ZM21 93L19 92V94H21ZM18 96L20 97V95H18ZM143 96H141V97H143ZM5 97H6V93L0 92V99L1 98L4 99ZM7 97H10V96L8 95ZM21 97H23V96H21ZM26 97L28 98L29 96H26ZM114 97L112 96V98H114ZM15 98L16 97L14 96V99ZM20 99H22V98H20ZM16 101H18V100H16ZM144 101L145 100H140V102L145 103ZM139 104H141V103H139ZM112 107H113V105H112ZM136 107H138V106H135V108ZM128 108L130 109V106ZM135 108H134V110H135ZM132 109H133V107H132ZM134 110H133V112H134ZM138 110H139V108H138ZM138 110H137V113H138ZM147 110H150V112H146ZM118 113H120V112H118ZM148 113H150V114H148ZM126 114L127 113H125V117H126ZM131 114L133 115V113H131ZM151 114L153 117L157 118V120H158V122H157L152 117L153 121L155 120V122H157V123L160 122L159 123V124H161V125H159L161 127V128L159 127L160 129L158 128V125L156 127L155 123L151 120V117H150ZM120 116H123V114ZM119 117H118V119H119ZM132 117H134V115ZM137 117H138V115H137ZM123 118H124V116H123ZM133 122H132V124L135 123V122L134 123ZM123 123H125V122L123 121ZM142 123H144V124H142ZM152 124H153L154 129L155 128H158V129L153 130V128L151 127ZM126 125H127V123H126ZM129 125L130 124H128V126ZM141 128H139V129H141ZM150 128H152V129H150ZM145 129H147L149 132L145 131ZM124 131H125L124 134H126L127 133L126 130H124ZM137 132L136 133L134 132V134L139 136L138 140L141 138V141H142L143 138L140 136H144V135H141L142 133L138 134L142 131H140L138 133ZM110 137H111V135H110ZM109 139H111V138H109ZM113 139H114V137H113ZM111 141H113V140H111ZM111 141H108L109 145L111 144L110 143ZM108 144L105 143V145H108ZM142 145H143V143H142ZM146 145H144V147ZM102 147H104V145ZM116 147H117V145H116ZM105 148L106 147H104V150H105ZM146 148H147V146H146ZM107 150H108V148H107ZM112 150L115 152H112ZM141 150H143V151H141ZM105 152H107V151H105ZM109 153H110V151H109ZM90 155H92V154L90 153ZM113 155H114V158H113ZM147 157H149L148 158L149 160H147ZM84 158H86V157H84ZM118 159H119V157H118ZM118 159H116V160H118ZM124 161H126V162H124ZM81 163H84V162H81ZM115 166L117 167V169ZM145 166H146V168H145ZM86 167H88V166L86 165ZM88 168H90V167H88ZM78 169H80V168L78 167ZM84 169H85V166H84ZM123 169L126 170V172ZM88 170H85V171H88ZM76 171L75 172L72 171L71 173L74 172V174L75 173L79 174V172L78 171L76 172ZM82 171H84V170L80 169V173ZM85 171L83 173L87 174L89 171H92V170L90 168V170L88 172L85 173ZM121 171H123V172H121ZM101 172H102V170L99 173H101ZM91 173H94V175H96L95 172H91ZM91 173L89 172L87 174V176L84 174L80 175L82 177L84 176L83 177L84 178L83 184H82V179H81L82 177H81V178H79V179H81V182H80L82 184L81 187H80V183L77 182L79 184L75 185V187L72 185V189L70 188V190H72V192H69V195L72 196L71 197L72 200L69 203L71 205H74V203H75L76 206L74 205L75 208L71 207L69 205V203H68V206H70L71 211L73 213L80 211L83 213V214L81 213L82 215L85 214L84 217L82 216L83 219L88 214L87 211H89V210L83 211L84 209L83 208L81 209V207L83 205L87 206V204H88L89 206H87V208H90L89 202L92 200H93L92 202H94L95 199H92V197L93 198L96 197V200L94 202L95 205L98 206V207H96V210L99 211L98 208L101 205H103V207L105 208L104 198L102 199L103 204L100 203L101 204L100 205L99 202H101V201H99L97 199V196L101 195V196H98L99 199L102 198V196L105 197L106 191L108 193L109 189L110 188L112 189V187H113L108 183V181H109L108 177L106 178V179H108V181H106V183H105V180L104 181L102 180L103 182H101V179H100L101 176L100 177H94V178H96V180L94 178L92 179L93 174H91ZM97 173H98V171H97ZM125 173L127 174V176ZM77 174H75V175L78 176ZM67 175H68V172H67ZM68 176L70 177L71 175L69 174ZM80 176H78V177H80ZM69 177L67 179L72 181V178H69ZM85 177H86V179H85ZM87 177H90V178H88V181H90V182L92 181L93 184L90 182L87 183V181H86ZM75 178L76 177H74V180H75ZM140 178H142V180ZM63 179L65 180L64 183L66 182L68 185L69 184L67 182L68 180L66 181L65 178H63ZM77 179L78 178H76V181H77ZM143 179H144V181H146L145 182L146 184L144 183ZM93 180H94V182H93ZM97 180L99 181V183L101 182L102 185L105 184L104 186H106L108 184L107 185L108 188L105 187V188L101 189L98 187L97 184H96L97 185V187H96L95 181H97ZM163 180H165V182H168V180H169V182H170V180H172L174 182H173V185H171V186H169V185L165 186V184L163 183ZM71 181H69V182H71ZM84 181H86L85 184L87 183L88 185L95 186L96 188L95 187L91 188V186L89 188V186L87 184L86 185L84 184ZM161 181H162V184H161ZM141 182H143L142 183L143 185L141 184ZM151 182L152 183L155 182L153 184H156L158 182L157 183L158 185H153ZM73 183H75V182H73ZM204 183H208V185H205ZM58 184H60V182ZM163 184H164V186H163ZM63 185H65V184H62L61 189L63 187H65L67 190V186H63ZM76 186H78V187L76 188ZM87 186L89 189L87 188ZM136 186H138V187H136ZM83 187H85L87 190H90V191L92 190V192L89 191L86 193V196L88 195V197H87L88 200L90 199V197H89L90 195L88 193H92L94 195L93 196L91 194L92 195L91 200L88 201V203H86V204L83 202H87L86 198H85L86 196L84 195L87 190L86 191L82 190ZM65 188H63V190H65ZM151 188H152V190H151ZM163 188H166V189L171 188L172 191L171 190L165 191V189H163ZM127 189L129 190V188H127ZM147 189H149V190H147ZM75 190H76V192H77V190H79L78 192L80 193V195L78 194V192H77V194L74 193ZM101 190H103L102 194L105 193V195H102L100 193ZM192 190L194 191L195 189H192ZM82 191H84V192H82ZM156 191H157V193H156ZM94 192H96V193H94ZM97 192H98V194H97ZM159 192L161 193V195ZM72 193H74V194L72 195ZM178 193H179V191H178ZM178 193H176L174 195H177ZM81 194H83V196H85L84 201L82 198L80 199V197H78V196H82ZM95 194H97V195H95ZM76 195H77V197H76ZM62 197H65L64 199H66L65 195ZM77 198L79 199V201L77 200ZM75 199H76L77 203H79V202L81 203L83 201L82 202L83 204L82 205L80 203L77 204L75 201L72 202ZM62 202H63V200H62ZM176 203L179 207L180 204H178V202H176ZM63 204H65V200H64ZM153 204H152L153 206L151 204L143 205L144 206V207L142 206L143 212L144 213L146 212V214L147 213L149 214L152 211V214H153L157 211H160V209L162 210L163 206H165L164 209L167 208V210H170V208H172V207L175 208V206H176L175 203L174 204L172 203L173 206H171L170 203H168L167 207H166V204L165 205L164 204L158 205L156 203H153ZM77 205H80L81 207L80 206L78 207ZM187 205L188 204L185 203V205L183 204V207L186 208ZM193 205H191V206L188 205V207H192ZM68 206L66 204V206H65L66 208H64V210L70 209V208H67ZM168 206H170L169 209H168ZM76 207H78L79 210H76ZM72 208H74V210H76V211H74ZM154 208L156 209V211ZM176 208H177V206H176ZM204 208H203V210H204ZM99 209H101L100 210L101 212L103 211L102 206ZM195 210H196L195 206H193L192 208H188L186 211L183 212L184 216H186L185 214H187V215L190 214L189 212H192V213L195 212ZM199 210H202L201 207H199ZM209 210H211V208H209ZM91 211L94 212L93 209H91ZM91 211H89V212L91 214H93ZM197 211H196V213H198ZM63 212H65V211H63ZM80 212H77V213L79 214ZM85 212H87V214ZM90 213L88 214L89 216L88 215L86 216L87 218L88 217L90 218ZM101 214L103 216H105L104 215L105 213H101ZM101 214L100 213L96 214V215L93 214L92 217L94 220H91L92 221L91 225L88 224V226L90 228L87 226V223L88 222L90 223L91 221L85 220L84 222H81V223H83L84 227H85V223H86L85 230L90 231V232L86 231L88 233V235H89V233H91L95 229H97V231L95 230L94 234L92 232L90 237L85 236V238H83V239L79 238V240L77 238V237H79V235H77L76 233H72L73 235L72 234L70 235L69 232L64 233L67 228H70L69 226L71 224L73 226L75 225V228L72 226L71 229L77 228V230H78L79 229L78 226H80V225L82 226V224H79L80 222H78V221L77 222L79 225H77V226H76L77 222H75V224L70 223V221L73 222V220L76 219L74 214H73L74 217L72 216L73 218L69 217L70 220L65 222L66 224L69 223L67 225L68 227H66V225H65L64 228H66V229H62V230L59 228L58 229L59 232L57 231L58 232L57 234L61 235V233H60V231H61L64 233V234L62 233V235L65 236V238H66V235H68L67 237L69 239V235H70L71 237H75V240L78 242H76L74 240V238H72L69 240H70V243L72 240V243L74 245L73 244L68 245L65 243H60L58 245V247L60 249L58 248V250H57V248H56L57 246L55 247L56 248L55 253L58 252V254L52 255V259L49 258V256L48 257L46 256L44 258V260H47V261L45 262L43 260V263L44 264H46L47 262L49 263L48 260L50 259L51 264H76V262H79V263L81 262L80 264H82L83 259L80 258V255H77L78 245L76 246L75 244H79V242L81 240L82 241L81 243L86 245L87 244L86 241L88 242L89 238H91L92 236L94 239H92V238L91 239L94 241L96 240L95 242H97V241L101 242L102 241L101 239H99V236H100L99 231H101L103 234V232H104L103 230H104L105 226L103 228V224H101L102 229L100 230L99 226L101 227V225H96V223L98 221H99L98 222L99 224L101 222H104V221H102V218H99L97 216V215L100 216ZM94 215L96 216V219H95ZM106 215H107V213H106ZM158 216H160V214H158ZM82 217L80 215V218H82ZM162 217L163 216H160L159 219H158V217L156 218L157 224H155V222H154L150 225L151 227L153 226L152 229H153L155 235L158 234L160 236L161 235L160 233H162L161 228L165 223V221H161ZM193 217H195V216H193ZM196 217L198 218V220H200L199 219L200 216H196ZM97 218H99L98 221H96ZM201 218H202V220L200 222H198V225L195 224L196 225L195 228L192 227V225L194 226V224L193 223L191 224V226H190L191 230L192 231L194 230L195 232L199 231L198 235L202 239L211 240L213 238L214 240L217 239L219 242H223L221 236H224V234L221 233V236L219 234L214 235L212 231H208L206 228L207 224L211 223L212 225H215L216 227H218V229H222V223H219L217 220L211 221V218H205L202 215H201ZM77 219H78V217H77ZM83 219H82V221H83ZM162 219L165 220V217H163ZM170 219L168 222L169 223L168 227L172 226L173 223L175 222V220L174 221L171 220V222H170ZM174 219H176V218H174ZM184 220L182 218V221H184ZM94 222H95V225L93 224ZM184 222H186V221H184ZM62 223H64L63 219H62ZM162 223H163V225H161ZM180 223H181V221L179 220V224ZM174 224L177 225L178 223L176 224V222H175ZM179 224H178V226H180ZM62 225H64V224H62ZM154 225H155V227H154ZM181 225H183V224L181 223ZM145 226L146 225H143V227H141V228L145 229ZM166 226L167 225L165 224L164 228H166ZM263 226H264V224H263ZM84 227H82V229H84ZM87 227L89 229H87ZM174 227L175 226L173 225L172 228H174ZM91 228H92V230H90ZM146 228H147V226H146ZM172 228H171V230H172ZM82 229H80V231L84 233L85 230L82 231ZM197 229H198V231H196ZM191 230L189 231V229L187 228V231H189V233H191ZM159 231H160V233H159ZM95 232H97L96 233L97 237H96ZM189 233H187V234L189 235ZM234 233L236 234V236H238L237 240H238V243L240 241L241 247L238 249L237 247L232 246V247H230L229 252H227L223 249L220 253L219 252L210 253L212 255L211 259L217 260L216 262H218L217 258L222 257V258H225V259H222V260H225L224 264H243V263H241L243 261L240 258L243 256L242 252L244 253V250L242 247L245 248L246 246L249 247L250 244L252 245V243H250L251 241L248 237L250 234L247 236L248 238H246L245 235L242 234V232H241V235L238 231H235ZM98 234H99V236H98ZM190 235H192V234H190ZM86 237L88 240L86 239ZM58 238H60V237H58V235H57V240H58ZM62 238H64V237H62ZM100 238H104V237H100ZM173 238H174V236H173ZM186 238H188V236ZM176 239H178V238H176ZM191 239H193V238H191ZM169 240L172 241L171 239H169ZM206 240H204V241H206ZM253 240H256L255 237ZM62 241H63V239H62ZM167 241H168V239H167ZM103 242L104 241H102L101 243H103ZM163 242H166V240H163ZM176 242H178V241H176ZM89 243H90V241H89ZM108 243L110 244L109 241H108ZM108 243L106 244L107 246H109ZM173 243L175 245V242L172 241V244ZM206 243H208V242L206 241ZM82 244H79V245L82 246ZM211 244H212V242H211ZM112 245H113V243H112ZM112 245L110 244L109 248ZM170 245H171V242H170ZM80 246L78 248H81V250H80V252H81L82 247H80ZM88 246H90V247H88V248L86 247L87 252H89V250H88L89 248H92L91 244H89ZM104 247H102L103 248L102 250L107 252V250L109 248L104 249ZM208 247H209V245H208ZM257 247H258V244H257ZM99 248H101V247H99ZM113 248H115V246L112 247V250H113ZM84 249H83V251H84ZM97 249L98 248H96V249L93 248V250H97ZM246 249H245V252L248 251V249L247 250ZM262 249H261V251H262ZM102 250L100 249V251H102ZM115 250H116V248H115ZM78 251H79V249H78ZM104 251H102V252H104ZM116 251L113 250V252H115L114 255L116 253H119ZM211 251H212V249L210 247L209 252H211ZM84 252L81 254L87 255V256H85L86 258L87 257L90 258V256H92L94 258L95 251L94 252L91 251V252H93L92 253L93 255H90V256H88V254H90V252L87 254H86V251H84ZM98 252L96 251V255L98 254ZM102 252H101V256L103 254ZM113 252H112L111 259L114 258ZM202 252L203 253L207 252V249L206 248H205V250L203 249ZM252 252L254 253L255 251H252ZM252 252H251V254H253ZM109 253H108V255L110 256ZM241 254H242V256H241ZM108 255H107V257H108ZM229 255L232 256V259H230V260H233V261L228 262L226 260V258L227 259L231 258ZM246 255H247V253H246ZM248 255H249V253H248ZM54 256L58 257V259L57 260L55 259V261L53 259ZM59 256H60V258H59ZM71 256H74V257H71ZM104 256H105V254H104ZM104 256L102 257L103 259H101V257L99 255L95 256V257H97L96 258L97 260L95 259L97 261V263H99L98 259H100V261L103 260V262H104V260H106L104 258ZM228 256H229V258H228ZM255 256H257V254H255ZM262 256H264V253L262 254ZM253 257H254V255H253ZM70 258H71V260H70ZM72 258H74L76 260H72ZM251 258H252V256H251ZM91 261H92V259H91ZM84 262H85V264H86V262L88 263V261H84ZM103 262L101 261L100 263H103ZM116 262H117V260L115 261V264H116ZM11 263H12V261H11ZM8 264H9V262H8ZM13 264H28V261L24 259L21 261H14Z\"/></svg>", "mask_w": 264, "mask_h": 264}]
</instances>
